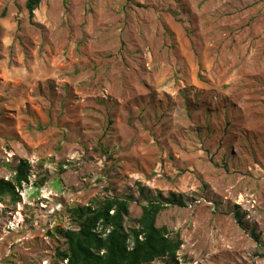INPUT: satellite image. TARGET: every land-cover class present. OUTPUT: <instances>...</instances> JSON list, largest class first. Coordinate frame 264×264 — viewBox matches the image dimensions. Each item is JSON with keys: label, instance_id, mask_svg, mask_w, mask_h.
I'll use <instances>...</instances> for the list:
<instances>
[{"label": "rangeland", "instance_id": "rangeland-1", "mask_svg": "<svg viewBox=\"0 0 264 264\" xmlns=\"http://www.w3.org/2000/svg\"><path fill=\"white\" fill-rule=\"evenodd\" d=\"M27 2L0 0V179L31 166L0 264H67L76 206L132 197L135 228L141 186L185 203L154 264H264V0Z\"/></svg>", "mask_w": 264, "mask_h": 264}, {"label": "trees", "instance_id": "trees-1", "mask_svg": "<svg viewBox=\"0 0 264 264\" xmlns=\"http://www.w3.org/2000/svg\"><path fill=\"white\" fill-rule=\"evenodd\" d=\"M43 0H28L26 8L32 20ZM1 39V31H0ZM30 164L23 160L12 180L0 179V198H9L12 204L20 201L19 190L29 183ZM43 183L41 182V185ZM146 202L136 227L127 229L133 198L110 197L86 206L69 210L73 229L59 230L67 249L61 253L67 264H154L166 260L177 262L184 242L180 233L172 235L167 227H158L161 214L171 206L184 207L183 196L162 194L152 196L140 187ZM239 222L242 218L238 216ZM256 237V236H255ZM257 239V237H256Z\"/></svg>", "mask_w": 264, "mask_h": 264}]
</instances>
